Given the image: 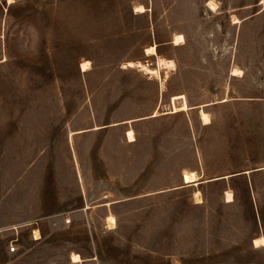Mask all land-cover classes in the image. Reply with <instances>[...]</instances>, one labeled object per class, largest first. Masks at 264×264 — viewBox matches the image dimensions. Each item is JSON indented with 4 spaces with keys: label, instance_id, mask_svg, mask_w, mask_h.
Wrapping results in <instances>:
<instances>
[{
    "label": "rangeland",
    "instance_id": "1",
    "mask_svg": "<svg viewBox=\"0 0 264 264\" xmlns=\"http://www.w3.org/2000/svg\"><path fill=\"white\" fill-rule=\"evenodd\" d=\"M209 1L0 0V264H264V0Z\"/></svg>",
    "mask_w": 264,
    "mask_h": 264
},
{
    "label": "bare ground",
    "instance_id": "2",
    "mask_svg": "<svg viewBox=\"0 0 264 264\" xmlns=\"http://www.w3.org/2000/svg\"><path fill=\"white\" fill-rule=\"evenodd\" d=\"M208 4L210 6H212V8H214L216 6V3L213 0H210L208 2ZM134 9H135V12H143V11H145V8L142 5H136ZM183 40H184V38H183V36L181 34H175L174 37H173L172 43L176 45V44L182 43ZM145 51H146V54H151V55H155L156 56V58H157V68L151 69V68H148V67L142 65L140 62L135 63L133 61H128L127 63H125V65L127 67H132L134 65L139 66L142 69H144L147 73H150V74L154 75L155 77H160L159 76V69L160 68H170L171 69V68L174 67V62L171 59H165L163 57L158 56V54L156 52V45L155 44L149 45V47H147ZM125 65H124V67H125ZM80 67H81L82 71L90 69L89 61H87V60L83 61L81 63V65H80ZM237 71H238V69H234V72H237ZM180 98L183 99V105H181L182 107L180 106L181 109H187L189 106L186 103L184 95H176V96L174 95L173 98H172L173 103H174V101L176 99H180ZM202 106L203 105H200L201 116H202L204 121H208L209 116L202 109L203 108ZM169 108H166V109H169ZM173 109H174L173 112L177 111V109L175 108L174 105H173ZM154 115H157V113H155ZM70 136H72V135H70ZM127 136H128L129 139H133L134 134H133V131L131 129L127 130ZM196 177L197 176H196V174L194 172H186L185 171L183 173V179L185 180L186 184H195L197 182L196 180L198 179ZM197 194H198V192H195L196 196H197ZM227 197L231 198L232 197V193L231 192H227ZM108 220L110 221V223H114V217L113 216H108ZM33 233H34L33 237L39 238L40 235H39V231L37 229H34ZM253 242H254L255 245H262V244H264V238H263V236H258L256 238H254ZM78 260H80V256L77 253H73L72 254V261L76 262Z\"/></svg>",
    "mask_w": 264,
    "mask_h": 264
},
{
    "label": "built area",
    "instance_id": "3",
    "mask_svg": "<svg viewBox=\"0 0 264 264\" xmlns=\"http://www.w3.org/2000/svg\"><path fill=\"white\" fill-rule=\"evenodd\" d=\"M67 221H69V220H67ZM17 250H18L17 240L16 239L10 240L8 245H7V252L8 253H15Z\"/></svg>",
    "mask_w": 264,
    "mask_h": 264
},
{
    "label": "water",
    "instance_id": "4",
    "mask_svg": "<svg viewBox=\"0 0 264 264\" xmlns=\"http://www.w3.org/2000/svg\"><path fill=\"white\" fill-rule=\"evenodd\" d=\"M216 179H217V178H216ZM211 180H215V179H211ZM211 180H207V181H211ZM201 182H202V181L199 180L198 183H201ZM187 185H191V184H186L185 180L183 179V185H182V186H187ZM182 186H180V187H182Z\"/></svg>",
    "mask_w": 264,
    "mask_h": 264
},
{
    "label": "trees",
    "instance_id": "5",
    "mask_svg": "<svg viewBox=\"0 0 264 264\" xmlns=\"http://www.w3.org/2000/svg\"><path fill=\"white\" fill-rule=\"evenodd\" d=\"M156 52H157V50H156ZM158 54V53H157ZM240 175V174H239ZM183 185V184H182ZM182 187H185V186H182ZM260 236V235H259Z\"/></svg>",
    "mask_w": 264,
    "mask_h": 264
}]
</instances>
